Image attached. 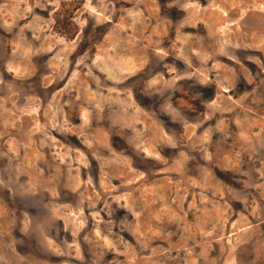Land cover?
<instances>
[{"label": "rangeland", "instance_id": "obj_1", "mask_svg": "<svg viewBox=\"0 0 264 264\" xmlns=\"http://www.w3.org/2000/svg\"><path fill=\"white\" fill-rule=\"evenodd\" d=\"M0 264H264V0H0Z\"/></svg>", "mask_w": 264, "mask_h": 264}]
</instances>
